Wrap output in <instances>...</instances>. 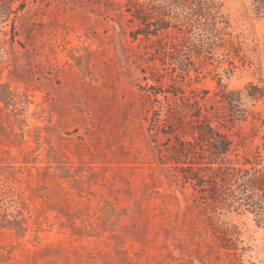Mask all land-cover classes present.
<instances>
[{"label":"rangeland","instance_id":"rangeland-1","mask_svg":"<svg viewBox=\"0 0 264 264\" xmlns=\"http://www.w3.org/2000/svg\"><path fill=\"white\" fill-rule=\"evenodd\" d=\"M135 1L0 0V264H264V192L157 149L205 120L264 168V0Z\"/></svg>","mask_w":264,"mask_h":264},{"label":"trees","instance_id":"trees-1","mask_svg":"<svg viewBox=\"0 0 264 264\" xmlns=\"http://www.w3.org/2000/svg\"><path fill=\"white\" fill-rule=\"evenodd\" d=\"M128 5L130 11H135V16L146 21L148 14L143 3L130 0ZM166 27L168 26L156 27L155 33ZM151 31L150 28L145 29L146 34H151ZM159 42L162 45L163 39ZM150 88L154 86L150 85ZM193 129L192 139L175 135L174 141L168 146L157 144V149L162 162H174L184 179L194 182V188L204 202L222 203L227 196L225 188L232 183L243 188L244 185L247 186L251 194L264 192V168L244 171L242 167L236 166L229 157L233 140L227 133L205 120L198 121ZM226 241L227 238H220L223 245Z\"/></svg>","mask_w":264,"mask_h":264}]
</instances>
